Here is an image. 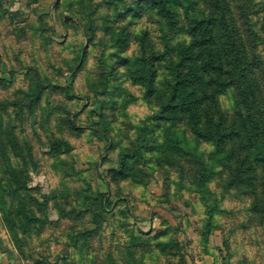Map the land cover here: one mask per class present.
<instances>
[{
  "label": "rangeland",
  "instance_id": "rangeland-1",
  "mask_svg": "<svg viewBox=\"0 0 264 264\" xmlns=\"http://www.w3.org/2000/svg\"><path fill=\"white\" fill-rule=\"evenodd\" d=\"M102 1L0 0V264H264V225L251 219L246 200L228 196L223 207L232 215L216 213L205 234L196 194L175 186L167 193L161 170L139 174L145 186L112 180L137 124L153 111L144 88L124 77L121 55L130 50L107 39L157 19L119 20L113 8L136 0H106L109 11L97 9ZM126 92L138 100L124 107ZM129 231L148 233L145 241L169 231L160 241L172 242L163 253L136 242L130 256Z\"/></svg>",
  "mask_w": 264,
  "mask_h": 264
},
{
  "label": "trees",
  "instance_id": "trees-1",
  "mask_svg": "<svg viewBox=\"0 0 264 264\" xmlns=\"http://www.w3.org/2000/svg\"><path fill=\"white\" fill-rule=\"evenodd\" d=\"M112 7L113 1L103 0L97 9ZM113 11L119 20L140 21L151 13L157 21L140 23L131 33L123 28L107 39L116 38L113 45L121 53L130 50L121 55L122 66L128 67L124 77L144 88L141 99L153 111L137 124L132 133L137 140L130 139L129 148L122 150L112 180L145 186L137 176L151 178L153 169L161 170L167 193L175 186L196 194L204 208L205 234L215 230L216 213L232 215L234 209L223 207L228 196L246 200L251 219L264 225V0H136ZM83 35L93 40L87 31ZM60 89L69 100L75 98L66 86ZM125 94L124 107L134 104L137 98ZM89 130L111 139L106 132ZM112 145L116 143L110 150ZM139 164L142 168L136 170ZM123 204L127 216L129 201ZM243 226L245 221L238 228ZM139 232L129 231L130 256L136 242L155 243L161 253L172 242L160 241L169 231L146 241L140 236L148 233Z\"/></svg>",
  "mask_w": 264,
  "mask_h": 264
}]
</instances>
